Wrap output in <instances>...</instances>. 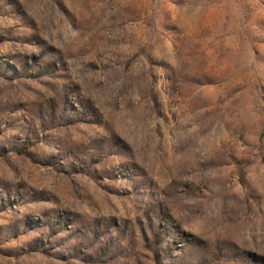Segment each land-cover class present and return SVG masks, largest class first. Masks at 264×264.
I'll return each instance as SVG.
<instances>
[{
    "label": "rangeland",
    "instance_id": "1",
    "mask_svg": "<svg viewBox=\"0 0 264 264\" xmlns=\"http://www.w3.org/2000/svg\"><path fill=\"white\" fill-rule=\"evenodd\" d=\"M0 264H264V0H0Z\"/></svg>",
    "mask_w": 264,
    "mask_h": 264
}]
</instances>
